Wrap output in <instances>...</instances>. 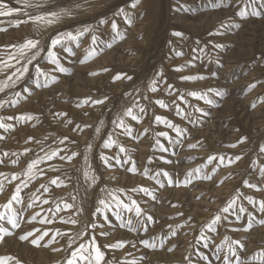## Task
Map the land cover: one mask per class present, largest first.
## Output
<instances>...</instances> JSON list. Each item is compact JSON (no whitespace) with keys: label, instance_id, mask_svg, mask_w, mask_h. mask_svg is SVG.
<instances>
[{"label":"snow or ice","instance_id":"6c2138e0","mask_svg":"<svg viewBox=\"0 0 264 264\" xmlns=\"http://www.w3.org/2000/svg\"><path fill=\"white\" fill-rule=\"evenodd\" d=\"M200 3L204 7L221 9L223 0H200ZM14 4L12 0H0V18H4L0 19V25L5 21L15 29L31 25L32 31L17 42L0 46L3 48L0 51V76H3L0 93L4 94V98H0V110L5 113L12 110V114L0 115V129L11 133L16 125L36 128L48 120L50 127L53 123L57 127L63 125L75 136L56 131H50L42 139L29 135L25 144L32 143L34 148L26 146L22 152H0V166L5 168L8 163L17 165L22 157H26V167L22 170L0 171V192L13 189L6 203L0 204V246L50 247L53 253H65L61 264H151L147 258L148 250L159 247L167 253H174L178 245L173 244L172 239L187 226L198 234L188 241L182 264H264V247L248 254L247 238H233L221 231L235 225L233 233H249L254 223L264 224V219H257V214L264 215V199L257 200L254 195L241 191L255 190L264 196V142L238 154L213 152L204 163L189 169L182 177L176 173L178 160L174 159L185 146L187 149L204 147L200 140L188 142L193 138L192 130L210 119L211 110L219 107L223 99L232 93L228 79L229 76L235 78L238 73L223 72V58L230 48L218 40L225 39L249 19L259 18L264 22V0H234L232 14L220 20L211 30L206 29L207 39H195L194 46H190L192 59L174 69L166 70L161 62L159 67L153 65L151 74L145 75L143 80L122 69L114 74L108 67L99 72L88 71L87 75L93 78L101 72L109 74L113 84L124 80L130 82V90L122 93V97L128 99L119 108L114 107L110 128L104 127L103 119L95 125L77 122L71 109H49L38 113H17L15 109L21 101L31 99L37 89H55L61 74H72L77 64L90 67L89 61H94L106 49H113L134 24L141 0H124V6L113 11L111 17L101 18V14H97L93 17L97 19L95 24L82 21L80 16L85 11L95 12L99 0L96 4L89 0H71L68 6H61L58 0H14ZM175 10L188 13L193 19L196 17H192L191 13L200 11L193 9L191 4L180 3ZM70 25L75 27L68 30ZM7 31L8 27H0V32ZM186 40L184 32L172 31L167 40L172 55L165 58L184 55L178 46ZM85 43L87 47H83ZM262 63L264 51L253 59L250 67ZM196 66L207 74H181L185 68L191 70ZM173 74H180L179 81L211 79L215 85L185 90L186 85L181 87L169 82ZM257 85L264 89V79L247 84V90ZM237 87L242 92L245 90L244 85ZM159 93H166L169 102L163 98L153 99ZM110 99L107 94L99 98L89 95L75 101V108L106 106ZM260 101H264V96H259L251 107L255 108ZM68 103L71 105L73 101L69 99ZM157 106L166 110V114H156ZM145 120L148 126L141 130L140 125ZM153 125L158 127L153 129ZM86 130L90 138L81 147L76 137L85 134ZM149 132H152L150 137L146 136ZM92 137L99 138L102 143L94 144ZM4 139L0 135V141ZM144 139L152 148L146 162L138 159L139 143ZM248 140V136H240L226 147L236 149ZM129 144L132 147L126 146ZM108 150H111V155L106 154ZM97 152L104 171L119 172L123 169L126 173H138L153 183L148 186L108 187L102 180L103 173L98 174V167H93ZM233 166L236 169L234 174L229 173L220 183L234 177L237 184L234 194L206 222L193 225L189 223L192 218L187 217L183 223H172L157 216L161 190L187 187L193 181L215 183L214 177L219 169ZM257 175L259 179H256ZM41 177L48 179L33 191L30 185ZM115 179V175L109 176V180ZM98 181L105 186L100 187L95 199L89 201L88 196L92 194L89 189H93L94 193V186L99 187ZM69 185L74 186L75 194L70 192L67 199L53 195V186L60 189ZM172 207L178 205L173 204ZM37 208L39 211H36ZM177 216L183 217V213L178 212ZM37 224L39 227L35 226ZM157 228L159 234L155 232ZM215 233L223 236L219 242L213 236ZM113 239L115 242H112ZM126 247L128 250L123 259L109 258L111 252ZM140 248L144 249L143 255H133L132 250ZM0 264H21V261L14 255H0Z\"/></svg>","mask_w":264,"mask_h":264},{"label":"rangeland","instance_id":"374dc122","mask_svg":"<svg viewBox=\"0 0 264 264\" xmlns=\"http://www.w3.org/2000/svg\"><path fill=\"white\" fill-rule=\"evenodd\" d=\"M12 2L13 6H15L14 0ZM58 2L61 6H68L71 0H58ZM89 2L96 4L98 0H89ZM178 3L191 4L193 9H200L198 12L194 11L191 13V16L196 18H190L188 13L176 11L175 8ZM233 4L234 0H223L221 9H212L204 7L200 3V0H141V4L137 8L138 15L134 24L127 30L128 34L125 38L119 41L113 49H106L95 57L94 61H89L90 67L85 68L77 64L72 74H61L60 80L52 91L44 89L35 90L31 99L21 101V104L16 107L15 111L17 113L19 111L38 113L40 111L47 112L49 109L62 111H69L71 109V113L75 115L77 122L85 121L95 125L99 124L100 119H103L105 121L104 127L110 128V118L113 115L114 107L119 108L128 99L127 97H122V93L130 90V82L124 80L113 84L110 75L107 73L101 72L99 76L93 78L87 75V72H99L103 67H108L113 74L115 71L122 69L133 75L134 78L138 77L139 80H143L145 75L151 74L152 66L156 65L159 67L161 62L166 66V70L174 69L192 59L190 46H194L193 41L197 38L207 39L205 30H211L220 20L231 15V6ZM122 6H124V0H99V7L96 11H85V14L80 16V19L84 22L95 24L97 23V19L93 17H96L97 14H101V18L103 16L111 17L112 12ZM12 19H15V17ZM117 22L118 24L120 23L118 18ZM0 27H8L7 32H0V46L17 42L21 37H26L32 31L31 25L15 29L9 27L6 21ZM72 27H75V25H70L68 30H71ZM172 31H182L187 37L185 43L182 46H178V50L183 52L184 55L175 57L174 59H166V56L172 55L167 44ZM173 39L175 40V38ZM218 42L226 43L230 48L227 55L223 58V72L238 73V75L235 78L229 76L228 82L232 87L231 95L225 97L219 107L211 110L210 119L192 130L193 138L189 139L188 142L194 143L196 140H200L203 142L204 147L187 149L185 146L180 151L179 156L174 158L178 160L176 173L181 177L189 169L204 163L207 156L213 154V152L238 154L241 150L247 151L253 148L256 143L264 142V101L257 102L255 108L251 107L252 102L258 101L259 96H264V89H261L257 85L256 88L250 91L247 90V84L255 83L257 79H264V75H262L264 63L256 67H250L253 59L258 57L261 51H264V22H261L259 18L249 19L239 29L235 30L222 41L218 40ZM83 47H87V44L85 43ZM0 51H3L2 47H0ZM181 74L196 75L207 73L199 66H196L191 68V70L185 68ZM178 75L180 74H173L169 82L181 87L186 85L185 90H199L215 85V82L211 79L207 81H179ZM2 78L3 76H0V79ZM238 85H244L245 90L242 92L237 87ZM105 94L111 98L110 102H106V106L89 107L85 105L82 109L75 108V101L77 100L84 99L89 95L99 98ZM0 98H4V94L0 93ZM157 98H163L166 102L170 100L166 93H159L153 96V99ZM69 99L73 101L71 105L68 103ZM85 112L88 114L84 115ZM8 114H12V110H9L7 113L0 110V115ZM156 114H166V110L158 109L157 106ZM147 126L148 122L145 120L141 123L140 129L142 130ZM152 127L155 129L158 126L153 125ZM237 129L239 131H236ZM50 131L63 132L70 137L75 136L70 129L65 128L63 125L57 127L53 123L50 127L48 120L43 122V126L38 125L36 128H33L31 125H16L11 133H6L3 129H0V135L5 137L4 140L0 141V152H22L26 146L34 148L35 145L32 143L25 144L28 136L31 135L36 139H42ZM151 135L152 132L146 134L148 137ZM240 136H248L249 140L242 145H238L236 149L226 147L229 143H235ZM76 138L82 147L84 142L90 137L87 135L86 130L85 134ZM91 139L94 144L102 143V140L99 138L92 137ZM126 146L132 147L131 144ZM151 152L152 148L147 139L139 143L138 159L140 161L146 162L147 156ZM106 154L111 155V150L106 151ZM189 157H194V159H189ZM80 163H82V158H80ZM25 167L26 157H22L19 164L12 165L8 163L6 168L0 166V171H20ZM93 167H98V174L103 173L102 180L110 188L132 187L139 184L148 186L153 183L138 173H126L123 169L119 170V172L114 170L104 171L101 162L98 160V152ZM235 170V166L219 169L214 177L215 183L210 181H193L187 187H173L161 190L159 192L160 203L156 208L157 216L162 217L166 222L172 223H183L187 217L192 218L189 223L193 225H200L206 222L234 194V189L237 187L234 177L225 180L224 183H220V181L228 176L229 173L234 174ZM110 175H115L117 179L109 180ZM47 179V177H41L33 182V185H30V187L34 191L35 188L39 187L40 183H45ZM256 179H259L258 175ZM105 183L98 181L99 187L94 186V193L93 189H89V193H92L88 196L89 201L95 199V193H99V188L104 187ZM73 187V185H69L68 187L55 189L53 186V195L67 199L68 194L73 192ZM12 190V188H7L5 192H0V204L6 203ZM241 191H244L246 195H254L257 200L264 199V196L257 194L255 190L241 189ZM73 194L75 193L73 192ZM83 194V188H81V195ZM173 204L178 205V207L173 208ZM36 211H39V208ZM178 212L183 213V217L177 216ZM169 218L172 219L169 220ZM257 219H264V215L257 214ZM35 226L39 227L38 224ZM57 226L63 227L59 224ZM234 226L229 225L221 231L225 235L233 236V238H247L248 254L264 247V224L254 223L249 233L243 231L233 233L232 228ZM159 231V228H157L155 230L156 234H159ZM194 234L198 233H193L191 229L185 226L183 231L176 238L172 239V243L178 245L174 253H167L158 247L157 249L148 250L147 258L151 261V264H182L183 255L187 254L188 241L192 239ZM116 236L117 234L114 233V237ZM213 236L216 242H219L223 238L219 233H215ZM112 242H115V239ZM55 246L59 247V245ZM127 250V247L126 249H117L115 252L109 254V258L114 260L123 259ZM132 252L133 255H143L144 249L140 248L139 250H132ZM0 255H14L21 261V264H61L65 253H53L50 247L34 248L28 245H17L13 247L0 246Z\"/></svg>","mask_w":264,"mask_h":264},{"label":"bare ground","instance_id":"6f19581e","mask_svg":"<svg viewBox=\"0 0 264 264\" xmlns=\"http://www.w3.org/2000/svg\"><path fill=\"white\" fill-rule=\"evenodd\" d=\"M93 2V1H92ZM95 4V3H94ZM182 24V23H181ZM100 66V65H99ZM79 78V77H78Z\"/></svg>","mask_w":264,"mask_h":264}]
</instances>
